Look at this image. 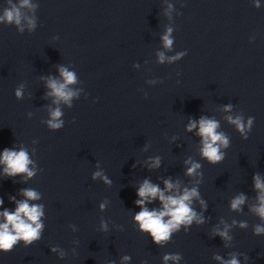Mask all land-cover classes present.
<instances>
[{
	"label": "clouds",
	"instance_id": "9594fccd",
	"mask_svg": "<svg viewBox=\"0 0 264 264\" xmlns=\"http://www.w3.org/2000/svg\"><path fill=\"white\" fill-rule=\"evenodd\" d=\"M258 6V5H257ZM33 5L30 4V0H20L19 6L12 5L10 8L5 9L2 16H0V23L15 24L17 26L21 25L22 20H26L29 30L35 28V21L33 18L27 17L22 14V8L31 9ZM23 31V28H20ZM169 35L171 29L168 30ZM169 35L163 37L164 44L166 48H170L173 41L169 38ZM184 53H180L177 56L171 57L172 60L178 59ZM160 62L164 61L163 54H160ZM60 75L63 77V82H58L55 79H49L47 87L51 89L48 93L54 96L56 100L54 103H59L63 101L64 103H69L73 96L76 95L75 92L69 89V85L76 82V76L73 72L61 67ZM22 89L18 88L15 91L17 98L22 96ZM231 105L226 106L225 111H230ZM62 113L59 108L50 111V119L47 121L48 127L53 130L61 129L63 122L59 119ZM229 123L235 125L236 129L247 138V131H250L253 125L254 118L250 117L245 123L241 116L227 117ZM197 123L199 125L198 135L202 138V149L201 155L206 158L210 164H216L221 162L225 158V153L221 151V148L229 147V138L223 133L218 132L219 122L214 119H208L201 117L200 120L190 121L188 124V130L191 131L197 128ZM32 161L29 159V154L26 149L21 148L19 151L10 150L5 148L2 155H0V164H4V172L8 176H15L17 174H26L27 177L31 178L35 175L33 169L29 168ZM185 163H190L185 161ZM158 166L159 160L154 162ZM201 165L199 163H191V167L187 169V175L191 176L196 174L197 169ZM100 173L97 172L95 176H99ZM255 187L261 189V196L259 197L260 205L253 210L257 215L264 220V184H261L258 176L254 177ZM166 188L172 189L174 187L168 181H165ZM138 196L141 199L136 201V204L141 207L140 212H138L134 219L139 223L140 229L143 231L150 232L154 242L160 243L162 241L169 240L173 231L178 230L181 224L190 225L194 219L197 222L202 223L203 221L197 218V214L190 207V202L193 197L198 196V192L195 188L188 190L185 189L182 195L179 196H165L164 193L159 189L158 186L149 183L147 180L138 189ZM23 195L27 198L23 201L18 202L15 212L10 213L5 210L0 213L4 217V223L0 224V252L8 253L13 250L14 245L18 241L23 240L25 245H30L33 241L40 238V230L43 225L39 222L40 217L43 214L40 205H30L29 200L39 199V194L32 189H24ZM159 198L163 205L162 211L151 210L149 211L147 207H144L146 201H151L152 199ZM203 203V201H201ZM244 203V197L240 196L232 200L231 208L237 210ZM3 204V200H0V205ZM102 209L103 204L100 206ZM165 217L169 219L165 220ZM241 227H246L245 223L240 225ZM102 227L106 228V225L102 223ZM264 233V227L259 225L255 228V234L259 235ZM223 238H228L227 231L218 233ZM55 251V249H53ZM180 257L178 255H166L164 257L165 261L172 259L178 260ZM124 259H129V257H124ZM219 259V257H217ZM226 264H239V261L235 256Z\"/></svg>",
	"mask_w": 264,
	"mask_h": 264
}]
</instances>
